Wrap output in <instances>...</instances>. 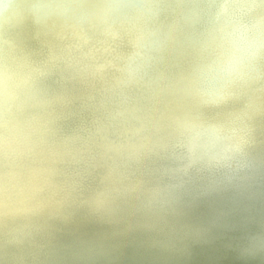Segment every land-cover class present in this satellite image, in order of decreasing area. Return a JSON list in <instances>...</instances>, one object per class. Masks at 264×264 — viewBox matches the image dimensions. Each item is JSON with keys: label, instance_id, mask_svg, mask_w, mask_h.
Wrapping results in <instances>:
<instances>
[{"label": "bare ground", "instance_id": "obj_1", "mask_svg": "<svg viewBox=\"0 0 264 264\" xmlns=\"http://www.w3.org/2000/svg\"><path fill=\"white\" fill-rule=\"evenodd\" d=\"M150 2L159 39L134 74L142 20L0 24V264H264L247 245L264 237V74L204 106L222 0ZM245 106L246 172L180 127Z\"/></svg>", "mask_w": 264, "mask_h": 264}, {"label": "clouds", "instance_id": "obj_2", "mask_svg": "<svg viewBox=\"0 0 264 264\" xmlns=\"http://www.w3.org/2000/svg\"><path fill=\"white\" fill-rule=\"evenodd\" d=\"M220 23L211 30L204 47L209 65L221 78V86L199 92L204 106L216 105L227 97H238L232 91L264 74V0H222L217 12ZM159 15L150 0H0V24L12 25L31 18L41 24L56 18L78 26L102 29L114 28L129 18L142 20L144 31L129 56V71L134 74L138 61L159 39L158 30L151 27ZM246 107L226 120L205 124L199 117H185L180 127L186 131L206 128L222 146L224 158L237 172L252 168L247 147L250 128ZM249 248L264 246V237L250 236Z\"/></svg>", "mask_w": 264, "mask_h": 264}]
</instances>
